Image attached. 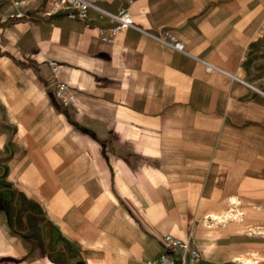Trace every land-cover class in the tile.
Returning a JSON list of instances; mask_svg holds the SVG:
<instances>
[{"label":"crops","instance_id":"crops-1","mask_svg":"<svg viewBox=\"0 0 264 264\" xmlns=\"http://www.w3.org/2000/svg\"><path fill=\"white\" fill-rule=\"evenodd\" d=\"M123 6L135 26L111 37L95 8L5 22L0 1V264H147L166 234L209 264H264L263 1L99 4Z\"/></svg>","mask_w":264,"mask_h":264},{"label":"built area","instance_id":"built-area-1","mask_svg":"<svg viewBox=\"0 0 264 264\" xmlns=\"http://www.w3.org/2000/svg\"><path fill=\"white\" fill-rule=\"evenodd\" d=\"M6 1L10 2V4L16 7L18 10L12 15L5 16L3 18V21L5 22L9 19H30L33 16L46 17L58 13L62 9H66V14L68 17L87 19L88 11L91 8H95L102 15L108 17L111 37L120 31H124L135 26L133 16L126 6L120 7L116 14H111L99 7V4L104 0H51L52 2L56 3V8L52 7L44 11H37L36 13H32L33 15L21 10V8L27 4V0ZM126 1L130 4L134 2V0ZM156 38L169 43L178 51H185L184 42L174 35L170 30H164L162 35L159 37L157 36ZM49 68L54 77H56L57 73L60 71V65L54 61L49 62ZM55 95L63 106H69L76 102L75 95L69 91L68 86L64 82H57ZM163 243L167 248V252L162 254L157 259L148 261L147 264H209L208 260L203 254L202 249L198 246H195L193 243H191V241L176 238L171 234H166L163 237Z\"/></svg>","mask_w":264,"mask_h":264},{"label":"rangeland","instance_id":"rangeland-1","mask_svg":"<svg viewBox=\"0 0 264 264\" xmlns=\"http://www.w3.org/2000/svg\"><path fill=\"white\" fill-rule=\"evenodd\" d=\"M262 1H263V13H264V0H262ZM260 35H261V37L260 36L258 37L257 43L255 45H252L250 48L251 49L250 54L253 57V61H254V66H253V69L251 70L250 77H252V79H255V80L261 77V82H262L263 87H264V22H263V28L261 29ZM261 67H262V70L260 69ZM226 216L221 217L220 220L227 222ZM217 221H219V219H217L216 222ZM256 233L261 234V233H263V231L258 230V231H256ZM195 246H198V245H195ZM199 248H200V246H199ZM203 254H204V251H203ZM177 259H178V257H177Z\"/></svg>","mask_w":264,"mask_h":264},{"label":"trees","instance_id":"trees-1","mask_svg":"<svg viewBox=\"0 0 264 264\" xmlns=\"http://www.w3.org/2000/svg\"><path fill=\"white\" fill-rule=\"evenodd\" d=\"M53 80H55V77L52 73H49L48 75V82L51 83Z\"/></svg>","mask_w":264,"mask_h":264}]
</instances>
